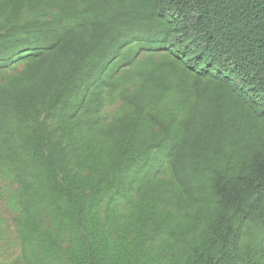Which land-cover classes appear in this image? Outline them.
Masks as SVG:
<instances>
[{"label": "trees", "instance_id": "trees-1", "mask_svg": "<svg viewBox=\"0 0 264 264\" xmlns=\"http://www.w3.org/2000/svg\"><path fill=\"white\" fill-rule=\"evenodd\" d=\"M0 264H264V0H0Z\"/></svg>", "mask_w": 264, "mask_h": 264}, {"label": "rangeland", "instance_id": "rangeland-1", "mask_svg": "<svg viewBox=\"0 0 264 264\" xmlns=\"http://www.w3.org/2000/svg\"><path fill=\"white\" fill-rule=\"evenodd\" d=\"M3 182H0V186L3 185ZM0 218L4 219L5 222H8V224H12L13 215L12 212L9 210H6L5 207H0Z\"/></svg>", "mask_w": 264, "mask_h": 264}]
</instances>
